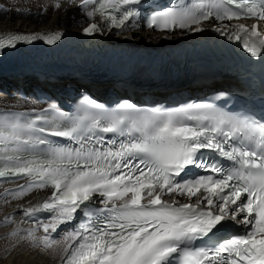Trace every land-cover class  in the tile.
Wrapping results in <instances>:
<instances>
[{
  "label": "snow or ice",
  "instance_id": "obj_1",
  "mask_svg": "<svg viewBox=\"0 0 264 264\" xmlns=\"http://www.w3.org/2000/svg\"><path fill=\"white\" fill-rule=\"evenodd\" d=\"M80 3L93 5L85 13L87 35L122 30L128 22L139 26L142 0ZM213 19L220 22L213 31L243 41L254 57L264 54V0H181L153 11L147 26L198 33ZM242 19L257 22L224 23ZM62 35L7 33L0 35V49L38 40L52 45ZM222 160L231 163L225 167ZM189 168L206 174L185 178ZM13 178L26 179L5 190L14 199L51 191L22 209V222L41 213L47 219L17 225L8 236L41 251L59 248L60 264H264V121L214 103L142 108L123 100L107 108L85 95L72 113L55 104L2 111L0 180ZM97 198L101 207H94ZM81 213V223L62 240L54 238ZM228 221L244 232L196 246ZM4 222L15 223L11 216Z\"/></svg>",
  "mask_w": 264,
  "mask_h": 264
},
{
  "label": "bare ground",
  "instance_id": "obj_2",
  "mask_svg": "<svg viewBox=\"0 0 264 264\" xmlns=\"http://www.w3.org/2000/svg\"><path fill=\"white\" fill-rule=\"evenodd\" d=\"M40 11L39 14L37 13ZM87 8H82L79 1H54V0H0V35L7 33L28 34L33 32H47L62 30L66 16L71 15V21L63 35L72 36L84 28L86 25ZM205 26H207L205 24ZM71 31V32H70ZM115 33V34H113ZM105 33H103L104 35ZM108 41L121 44L153 46L165 44L183 39L186 35L182 32L166 34L164 32H152L141 28L126 26L119 31L107 33ZM216 77V76H214ZM1 78V77H0ZM65 79L69 80L70 77ZM219 79V80H217ZM225 79V78H224ZM187 79H176L160 84V87L167 89L166 85L176 83L179 92L182 90H204L223 83L222 77L210 80H198L193 85L186 83L182 87L180 84ZM13 83L8 79H0V90L11 91ZM160 91L153 93L160 94ZM152 93V92H150ZM0 96V107H26L36 105L31 99H20L16 95ZM26 183L25 178H13L10 180H0V264H60V249H49L41 251L38 247H31L27 242H17L15 238L9 237L8 233L19 225L21 228H29L39 220H46L45 213H41L36 220L22 222L25 207H30L45 198L48 189L34 190L22 198L14 199L6 189H15L17 185ZM11 216L15 223L4 222V217ZM71 231L64 224L54 234V238L62 240L63 236ZM38 235H42L41 229L37 230Z\"/></svg>",
  "mask_w": 264,
  "mask_h": 264
},
{
  "label": "rangeland",
  "instance_id": "obj_3",
  "mask_svg": "<svg viewBox=\"0 0 264 264\" xmlns=\"http://www.w3.org/2000/svg\"><path fill=\"white\" fill-rule=\"evenodd\" d=\"M39 10H38V14H39ZM63 21V23L65 24L64 25V27H62L63 29L62 30H59V31H62V32H69L68 30H65L68 26V24H69V22L71 21V15H68V16H66V18H65V20H62ZM71 32V31H70ZM113 34H115V33H113ZM215 86H217V84L215 85Z\"/></svg>",
  "mask_w": 264,
  "mask_h": 264
}]
</instances>
